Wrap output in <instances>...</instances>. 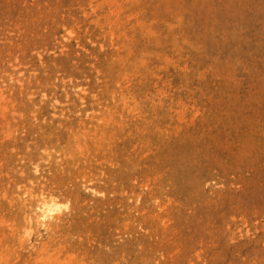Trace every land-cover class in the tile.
Listing matches in <instances>:
<instances>
[{
    "label": "rangeland",
    "instance_id": "1",
    "mask_svg": "<svg viewBox=\"0 0 264 264\" xmlns=\"http://www.w3.org/2000/svg\"><path fill=\"white\" fill-rule=\"evenodd\" d=\"M0 264H264V0H0Z\"/></svg>",
    "mask_w": 264,
    "mask_h": 264
},
{
    "label": "bare ground",
    "instance_id": "2",
    "mask_svg": "<svg viewBox=\"0 0 264 264\" xmlns=\"http://www.w3.org/2000/svg\"><path fill=\"white\" fill-rule=\"evenodd\" d=\"M46 189H48V185L43 184L40 192L42 196H34L30 201L27 200V205L29 204L28 206L32 207L34 214H30V217L38 224L36 227L43 228L45 229V233H49L51 231L48 230H54L58 226V224H54L53 222L62 218L58 212L62 209L63 205L59 196L54 197L46 195V193L44 194ZM47 193L54 194L51 192ZM24 206L26 207V205Z\"/></svg>",
    "mask_w": 264,
    "mask_h": 264
}]
</instances>
